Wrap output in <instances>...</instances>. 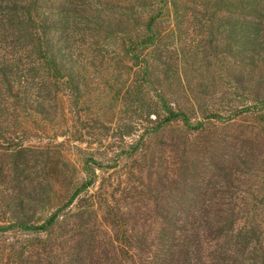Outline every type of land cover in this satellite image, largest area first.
Here are the masks:
<instances>
[{"label":"rangeland","instance_id":"374dc122","mask_svg":"<svg viewBox=\"0 0 264 264\" xmlns=\"http://www.w3.org/2000/svg\"><path fill=\"white\" fill-rule=\"evenodd\" d=\"M238 1L75 0V34L70 39L64 35L75 77L66 74L60 80V95L39 108L40 116L26 119L23 128L14 125L18 120L14 126L5 125L12 126L10 131L17 128V134L24 132L15 142L25 149L22 161L36 167L25 173L26 181L17 173L0 178V224L42 225L91 179L92 171L98 180L61 213L56 228L39 235H0V251L30 252L37 245L48 248L44 244L56 243L62 246L61 254L49 255L47 264H75L71 256L79 206L87 200L99 203L102 195L111 204L115 190V199L122 200L127 186L119 182L130 181L141 191L124 197L134 199L127 200L133 208L139 206L136 201L149 198L153 212L156 205L168 211L182 200L177 199L183 191L180 180L169 182L174 172L187 171L190 178L185 183L195 182L198 212L221 205L237 213L243 204H264V53L261 58L250 53L253 38L264 37L259 24L264 0H248L258 7L246 16L238 11ZM151 18L156 20L157 43L144 46L140 42L149 37ZM60 97L65 100L62 106ZM162 97L194 126L205 124V131L191 135L187 145L195 160H189L182 148L172 155L166 149L170 140L182 138V123L146 137L153 159H127L156 117L165 116L160 111ZM138 152L145 154L143 148ZM11 162L13 157L0 151V168ZM254 173L259 178L250 176ZM159 176L168 177L167 182L157 184ZM132 207L128 209L135 213ZM103 213L99 210V221ZM134 215L137 234L142 228L151 239L160 234L155 231L158 212L147 213L149 224ZM207 216L214 214L205 212L202 218ZM166 217L172 222L181 214L171 209Z\"/></svg>","mask_w":264,"mask_h":264},{"label":"trees","instance_id":"16d2710c","mask_svg":"<svg viewBox=\"0 0 264 264\" xmlns=\"http://www.w3.org/2000/svg\"><path fill=\"white\" fill-rule=\"evenodd\" d=\"M256 3L240 0L237 4L238 11L246 16L258 7ZM263 8L261 6V9ZM74 16L75 0H0V141L7 144H0V151L14 159V162L1 166L0 178H9L10 174L17 173L26 181L25 173L36 167L34 165L31 168L22 161L25 149L15 142L24 132L17 134V128L14 131H10V128L17 124L19 128H23L26 119L32 120L34 116H40L39 108L47 102L51 103L60 95V80L67 78L66 74L75 77L73 60L69 61V54L66 53L70 47L69 41H64L65 34L67 39L75 34ZM155 22V18L148 22L149 37L142 38L140 42L144 46L157 43L153 31ZM259 24L264 28V18L259 20ZM252 41L254 50L257 46L258 49L251 50L250 53L260 55L261 58L264 53V37H254ZM135 49L138 52L144 51L139 50V47ZM126 53L131 54L129 50ZM148 65L149 63L145 62L147 72L150 70ZM74 87L72 84V88ZM62 101L63 98L60 97L59 106H62ZM64 102L65 100L63 104ZM160 102V111L165 116L156 117V123L152 122L150 129L141 136L133 146L134 150L127 154L126 158L134 159L135 162H140L142 158L153 159L146 147L149 142L146 137L159 135L173 123H182V138L177 142L170 140L166 149L172 155L176 148H182L189 160H195V155L187 145L191 135L205 131V124L194 126L185 113L172 111L166 99L162 97ZM153 115H156L155 112ZM15 120L20 123L12 125ZM8 123L12 126H5ZM140 148L145 150V154H139ZM29 150L33 152L32 149ZM122 153H125V150L122 149ZM97 167L102 169L100 165ZM95 172L92 171L91 179L78 188L68 203L51 215L44 224H0V235H39L56 228L62 217L61 213L69 211L74 202L96 184L98 178ZM186 173L187 171L179 174L174 172L169 176V182L180 180L183 191L177 199L182 200L175 202L168 211L161 205L155 206L157 208L154 212L161 216L160 219L156 218L155 231L161 232L154 239L145 234L146 230L142 227L141 232L137 234L138 225L132 224L133 214L139 220L142 218L143 224H149L145 216L147 213H154L149 206V198L145 199L144 203L136 201L139 206L135 208L127 202L128 199L134 201L133 198H124L141 192L135 186H130L132 182H119L121 186H127L121 192L122 200L115 199L118 194L115 190L111 204L103 199V195L100 196L99 203L85 201L78 207L75 217L72 214L75 218V253L72 254L71 261L75 264H264V204H243L238 208L241 211L237 213L234 212L235 208L230 213V208L226 210L221 205H211L208 211L198 212L194 197L199 196V191H195V182L185 183L190 178ZM250 176L259 178V174L255 173ZM167 178L159 176L155 181L161 185L162 182H167ZM122 201L124 206L120 204ZM130 206L135 213L128 209ZM171 209H179L181 218L168 221L166 216L170 215ZM99 210L104 211L102 221L97 218ZM205 212L214 216L202 218ZM44 245H48L49 249L37 245L30 252L14 249L0 251V264H47L49 255L61 254L60 244L49 242Z\"/></svg>","mask_w":264,"mask_h":264}]
</instances>
